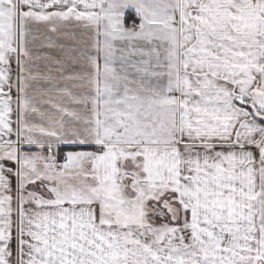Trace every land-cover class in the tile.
<instances>
[{
	"label": "snow or ice",
	"instance_id": "obj_1",
	"mask_svg": "<svg viewBox=\"0 0 264 264\" xmlns=\"http://www.w3.org/2000/svg\"><path fill=\"white\" fill-rule=\"evenodd\" d=\"M0 264H264V0H0Z\"/></svg>",
	"mask_w": 264,
	"mask_h": 264
}]
</instances>
